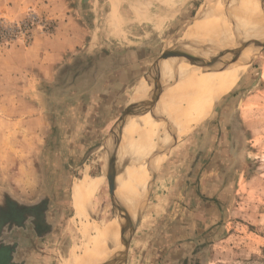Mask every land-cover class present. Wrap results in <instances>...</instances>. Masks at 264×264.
Returning a JSON list of instances; mask_svg holds the SVG:
<instances>
[{"label":"rangeland","instance_id":"1","mask_svg":"<svg viewBox=\"0 0 264 264\" xmlns=\"http://www.w3.org/2000/svg\"><path fill=\"white\" fill-rule=\"evenodd\" d=\"M239 1L186 0L183 14L175 21L167 20L170 28L161 37L150 33L151 28L142 27L147 34L133 40L138 41L137 47L149 44L153 49L144 55H133L137 66L132 62L133 66L124 68L127 60L121 58L123 70L116 72L117 83L112 86V78L101 88L95 83L97 72L106 70V66L98 69L93 63L120 59V52H77L58 67H46L50 62L44 53L37 65L33 49L40 45L43 50L44 40L56 34V20L32 9L19 19L0 16V21L8 26L28 25L24 35L14 30L0 36V243L14 247L15 256L23 252L46 255L41 258L43 264H64L67 258L72 263V253L81 256L87 242L79 233L83 222L76 219L74 187L86 171L98 181L93 191L90 189L92 195L86 192L84 201H92L88 205L92 218L89 222L108 230L106 234L111 233L117 196L104 181L112 168H125L116 165L115 141L123 139L120 134L126 124L127 135L133 132L135 139L143 136L144 128L136 120L154 114L160 117L159 124L148 126L151 134L142 145L148 149L145 155L150 157L153 170L141 207L135 214L127 212L134 229L115 251L117 263L264 264V16L259 13L249 23L241 20L239 24L248 28L236 35V23L228 16ZM218 9V15L210 14ZM222 13H228L224 16L230 19V27L214 37L211 27L219 23ZM197 20L204 27L201 30L199 23L196 26L200 42L192 36ZM221 36H225L224 42L220 41ZM125 37L124 33L115 37V44L119 45L118 40ZM250 40L255 41L253 47ZM180 45L186 51L173 58ZM247 46L252 49L245 60ZM187 47L193 53L196 48L207 52L211 49L219 59L232 51L230 57L235 56L236 65L238 59L239 67L245 62L244 73L239 79L234 73L230 79L220 76L229 81L220 86L221 79L182 88L181 83H170L143 100L148 102L137 110L138 119L133 110L130 116H124L126 109L141 103L136 99L150 87L153 78L163 80L181 71L185 61L195 66L191 59L195 55H190ZM166 49L174 51L168 58L173 67L163 68V61L158 67L160 53ZM197 57L201 58V53ZM209 60L212 59H203L201 64L210 65ZM107 71L109 75L111 70ZM234 79L237 80L231 83ZM194 93L196 99L207 95L219 99L189 134L160 152L158 145L171 126L165 109L171 114L178 99H187ZM104 158L108 159L107 166ZM144 167L146 171L148 168ZM13 203L27 208V215L34 216L28 217L29 230L22 231L16 223L3 224V210L7 212ZM14 220H19V214ZM37 225L41 233L35 231ZM100 242L102 246L103 240ZM89 250L94 253L87 264H95L97 252Z\"/></svg>","mask_w":264,"mask_h":264},{"label":"bare ground","instance_id":"2","mask_svg":"<svg viewBox=\"0 0 264 264\" xmlns=\"http://www.w3.org/2000/svg\"><path fill=\"white\" fill-rule=\"evenodd\" d=\"M217 1H219V0H216V2ZM252 1H253L254 5L252 3H249ZM252 1L251 0H247V1L246 0H240L239 5L237 6L236 10L234 12H232V14H230L228 11V13L230 14L228 17H230L232 19V21L234 19V21L236 23V29H238L239 34H236L235 28L234 29L232 28L236 35H242L241 33L244 32L243 30L248 28L247 26L245 27V25L243 23H242V25L239 24V22L241 20L242 21L248 20V23H249V20L252 21V20L256 19L258 17L259 13H261L262 16H264V1L263 0H252ZM214 4H216V3H214ZM233 7H234V5H233ZM235 7H236V5H235ZM219 11H221V10L218 9L217 11L211 12L210 14H214V16H215V13L218 15ZM228 13H226V14L228 15ZM226 14L224 13V15H226ZM224 15L222 13L221 17L219 16V23L216 25H212V27H211L213 29L211 32H214V33H212L214 37H218V33H219V35H221L223 32H225V31H223L224 29L228 30V27H230V25L229 26L227 25V22L230 19L228 18V20H227L226 16H224ZM222 16H224L225 18ZM207 18H209V16ZM210 19L211 18H209V20ZM203 21H202V23H203ZM217 22L218 21H216V23ZM198 23H199V26L201 25L200 20H197L193 25L194 27L192 28V36H193L194 40H196V41H198L196 38V26L198 25ZM206 23L209 24V22H206ZM232 23L234 24V26H233V24H232V26L235 27V23L234 22H232ZM253 25L254 24H252V26ZM201 27H202V25L199 28H201ZM203 28H201V30ZM206 30H207V27H206ZM262 32L263 31H261L260 34H262ZM199 33H201V32H199ZM228 34H230V33H228ZM224 37L225 36L220 37L221 42L223 41ZM208 38H209V36H208ZM237 38H238V36H237ZM237 38H236V40H237ZM198 42H200V41H198ZM232 42H234V41H232ZM254 42L255 41H253V42L251 41L250 45L252 47L254 45ZM180 43H182V42H180ZM218 44H219V42H218ZM252 47L249 48L247 46V48L245 49V54H244L245 60H246V54H248V52L252 49ZM234 48H236V47H233L232 49H234ZM237 50H238V48H237ZM174 51H175V56H173V58H179L181 55L184 54V52L186 50L184 47H182V45H180ZM187 51L190 55H192L194 50L193 49L191 50L190 48L187 47ZM211 51H212L211 49L207 52V51L202 50L201 48L200 49L196 48L195 52L193 53V55H195V56H198V55L200 56V53H201V58H200L201 61L203 59L211 58L212 60H209L211 63L210 65H204V64L200 63L201 67H200V65H198V66L193 65L192 66V64L185 61L184 64L182 65V68H180L181 71H178V72L172 73L169 76H166L162 81L165 83H168V82H171L172 79L177 78V80H175V82H173L171 84L181 83L182 86L180 88H182L186 84L207 85V83L213 82V81L215 82V80L220 82V80H219V79H221L220 76H223V77L227 76L226 78H229V76H232L233 73L236 75V78H238V79L243 75L245 62L243 63V65H241V67H239L240 61L238 59L237 65H236L235 64V61H236L235 56H232L233 58L230 57V55H232L231 54L232 51L224 53L222 56V59H219L218 57L216 58V56H213ZM213 53H215V52H213ZM183 57L185 58V56H183ZM191 59H189V60H191ZM184 60H186V59H184ZM211 61H213V62H211ZM171 64H172V61L170 62L168 59H164L163 63L161 65L163 68L166 66L173 67V66H171ZM168 71H169V69H168ZM235 71H236V73H235ZM165 74H166V72H165ZM196 74H197V76H196ZM195 76L199 77V78H196ZM200 77L203 79H201ZM225 79H221V82L218 85L220 86V85H223V84L229 82L228 80H225ZM236 80L235 79L232 80L231 83L235 82ZM171 84L169 83L168 85H171ZM166 86L167 85H165L164 87H166ZM150 92H151V89H150V87L147 86L146 89L141 93V95L136 99L137 101H141V103L139 105L137 104L138 106H136L133 109L134 115L137 119L139 117L136 115V112L139 109V107L141 106V104H142V106L146 105L148 102L147 101L148 98L153 96V94L151 95ZM198 92H199V90H198ZM214 92H217V91H214ZM208 93H209V91H208ZM199 94H201V93H199ZM220 94H222V93H220ZM195 95H192V97L190 96L187 99H178L175 102V110L172 111L171 114H170L169 110L165 109L166 114H168V116H170V118H171V126L169 127L170 130L166 131V133L164 135L165 138L162 140V142L160 139L161 145H158L159 146L158 150L160 152L164 148V146L165 147L172 146V145L176 144L178 141H180L182 139V137L189 134L194 126L200 124L209 115L214 104L219 99L217 97H213L215 95H213V96L207 95V97H199L200 99L199 98L196 99L197 94H195ZM201 95L204 96L205 94L202 93ZM144 99H147V100L143 102ZM163 113H164V111H163ZM160 114H161V112H160ZM160 116H162V115H160ZM161 119H163V118H161ZM159 120H160V117L157 115L155 116L154 114H151L150 117L147 116L146 118L136 120V121H138L139 126L144 128V130H143L144 135L143 136L139 135L138 139L134 138L135 133H134V135H132L133 132L130 133L129 135H127L125 133V132H127V130L125 129V128H127L126 127L127 124H126L124 129H123L122 134L119 133L121 135V137H123V139L120 141V138L119 139L117 138V141H115V148H116L115 156L118 157V161H117L116 165H120V166L124 165L125 168H120V167L112 168L110 171H108L106 178H105V181H104V182L109 183V185H111V188L113 189L114 193L117 196V197H115L116 198V207H117L116 210L117 211H116V213H114L115 217H114V220H113L111 227L109 228V229H111L114 227L113 229H111L112 231L109 230L111 233L108 232V234H106L108 230H103L99 224H97V223L94 224L95 222L93 224H91L89 222V219L91 218V216H90L91 211H90V207L88 205L90 204L91 199L89 198L90 199L89 203H88V201L87 202H84V201L86 200L85 198L88 197L86 195V192L88 191V193L90 192L92 195V192L90 191V189L93 191V188L95 185L97 186L98 181H96V180H94V178L90 177V175L88 174V171H86L85 175L83 176V179L78 180L76 182V185L74 187V197H75L74 200H75V208H76V212H77V218L76 219L83 222L82 228L80 227L81 230L79 233H81V235L84 238H86L85 240L87 242V246L85 243L80 242L83 245V247H84V244L86 246L84 253L82 251L81 256H76L75 253H72V255H73L72 263L70 261H68V258H67V259H65L64 264H87V262H89V260L92 258L93 253H94V252L93 253L89 252L90 251L89 249H91V248L95 249L97 252L93 258V261L95 262V264H111V263L118 264L116 261V257H115L116 254L114 255V253H115V251H117L118 249L121 248L120 245H122V242H124V239L130 233V231H132L130 228L131 226L129 224L125 223L124 220H126V219H124L123 217H124L126 212H128L130 214V212L132 211V214H135L136 211L141 207L143 198H144L146 190H147L148 181L150 178V172L153 170V169H151L152 167L150 164L149 169H146V171H144L145 170L144 159L147 156L145 154L148 152V149H145V146L143 147L142 145H144L146 138L149 137V134H151L150 130L152 128H150V127L148 128V126L158 125ZM136 121H134V124H136L135 123ZM148 123H149V125H147ZM169 123L170 122L168 121L167 124H169ZM138 124H136V127ZM156 127L158 128V126H156ZM152 138H153V136H152ZM123 140H124V142H122ZM149 141H150V138H149ZM149 144H151V143H149ZM154 145H156V144L154 143ZM160 146H162V147H160ZM107 165H108V159L104 158V166H107ZM153 168H154V165H153ZM115 194H113V195H115ZM130 202L132 205L131 204L129 205ZM78 223H81V222H78ZM132 229H134V228H132ZM83 237L81 238L82 240H83ZM101 240H103L102 246H101V242H100ZM106 245H107L106 250L103 251ZM100 246H101V248L99 249ZM79 248H81V247H79ZM73 249H75V248H73ZM78 255H79V253H78Z\"/></svg>","mask_w":264,"mask_h":264},{"label":"crops","instance_id":"3","mask_svg":"<svg viewBox=\"0 0 264 264\" xmlns=\"http://www.w3.org/2000/svg\"><path fill=\"white\" fill-rule=\"evenodd\" d=\"M184 2L186 0H0V16L19 19L25 16L29 9H32L45 12L56 20L58 26L56 34L44 40L43 50L40 45L33 49L34 59L38 60L37 65H40L41 56H44V53L50 62L46 67H58L64 60H68L70 54L74 55L77 52H120V59L111 58L108 60L107 58L108 61H103L99 58L100 60L93 63L94 68L101 67L102 69L106 66V70H111L109 75L108 71L106 72L104 69V71L97 72L95 83L98 88H101L107 80L112 81V78H114L112 86H115L114 83H117L115 76L118 77L116 72L123 70L121 58L127 60V65L125 64L124 68L133 66L132 62H135V66H137V60L132 59L133 55L138 53L144 55V52L153 49L149 44L137 47L138 41L133 40V37L135 38L137 35L145 36L147 34L146 29H142V27L151 28L153 31L150 33L161 37L163 32L170 28L167 20L175 21L179 19L181 13L183 14ZM180 4L182 5L179 9ZM123 33L126 35L125 39L118 40L119 45L115 44V37L122 36ZM102 35L107 38H100ZM169 51L171 50L166 49L160 53L158 66L163 61V56ZM26 209L15 203L10 204L8 212L3 210L8 214L3 224L16 223L22 231L29 230L28 217L33 219L34 216L32 218L27 215L28 210ZM10 210H13L12 213ZM18 212L19 220H14V217L18 216ZM18 221H21L22 224H19ZM34 229L41 233L38 225ZM20 236L25 237L24 233H21ZM10 246L0 243V252H6L5 259L0 256V264L44 263V259L41 258L46 255L23 252L15 256L16 249ZM20 248H22L21 245Z\"/></svg>","mask_w":264,"mask_h":264},{"label":"water","instance_id":"4","mask_svg":"<svg viewBox=\"0 0 264 264\" xmlns=\"http://www.w3.org/2000/svg\"><path fill=\"white\" fill-rule=\"evenodd\" d=\"M259 43H257L256 45H258ZM200 49V48H199ZM174 54V51H169L168 53H166L164 56H163V58H162V60H164V59H168V58H170L172 55ZM192 62L193 63H195V65L196 66H198V65H200V63H201V60H200V58H198L197 56H194V58H192ZM159 67V66H158ZM154 79V82L153 83H149V85H150V89H151V95L152 94H154V93H157V92H159L161 89H163V87L165 86V85H168L169 83H172L173 81H174V79H172V81L171 82H168V83H165V82H163L162 80H160V77L159 78H153ZM136 106H131L130 108H128V109H126V111L124 112V116H126V117H128V116H130L132 113H131V111L135 108ZM123 127H122V129H121V134H122V132H123ZM144 164H145V166H146V168H148L149 169V167H150V164H151V159H150V157H148V158H145L144 159ZM110 187H111V185H110ZM111 190H112V193L114 194V191H113V189L111 188ZM125 215H126V217H125V221H126V224H129L131 227V230H132V228H134L133 227V224H132V219H131V216L129 215V214H127V212L125 213ZM128 215V216H127ZM127 226V225H126ZM129 228V229H130ZM127 245H128V243H127ZM127 247V246H126ZM111 262V261H110ZM111 264H113V263H111Z\"/></svg>","mask_w":264,"mask_h":264},{"label":"built area","instance_id":"5","mask_svg":"<svg viewBox=\"0 0 264 264\" xmlns=\"http://www.w3.org/2000/svg\"><path fill=\"white\" fill-rule=\"evenodd\" d=\"M29 24V23H28ZM28 25L26 23H23L22 25H16V26H8L2 21H0V36L1 35H10L11 31H16V33H20L22 35L26 34V27Z\"/></svg>","mask_w":264,"mask_h":264},{"label":"trees","instance_id":"6","mask_svg":"<svg viewBox=\"0 0 264 264\" xmlns=\"http://www.w3.org/2000/svg\"><path fill=\"white\" fill-rule=\"evenodd\" d=\"M6 252H0V256H3L4 257V259H5V256H6V254H5Z\"/></svg>","mask_w":264,"mask_h":264},{"label":"flooded vegetation","instance_id":"7","mask_svg":"<svg viewBox=\"0 0 264 264\" xmlns=\"http://www.w3.org/2000/svg\"><path fill=\"white\" fill-rule=\"evenodd\" d=\"M9 206H10V205H9ZM10 209H12V208H10ZM10 211H11V213H12L13 210H10ZM7 212H8V211H7ZM18 214H19V212H18ZM7 215H8V214L6 213V217H7ZM9 215L12 216L11 214H9ZM12 218H13V217H12Z\"/></svg>","mask_w":264,"mask_h":264}]
</instances>
